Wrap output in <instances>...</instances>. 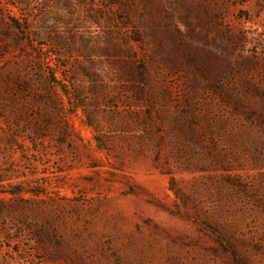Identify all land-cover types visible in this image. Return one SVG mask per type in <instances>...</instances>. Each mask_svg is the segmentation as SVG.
<instances>
[{
  "label": "rangeland",
  "instance_id": "rangeland-1",
  "mask_svg": "<svg viewBox=\"0 0 264 264\" xmlns=\"http://www.w3.org/2000/svg\"><path fill=\"white\" fill-rule=\"evenodd\" d=\"M0 264H264V0H0Z\"/></svg>",
  "mask_w": 264,
  "mask_h": 264
}]
</instances>
